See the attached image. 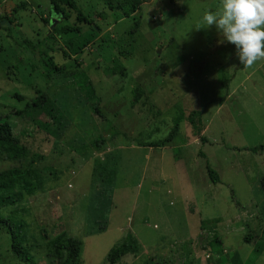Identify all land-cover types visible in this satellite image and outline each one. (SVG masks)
Here are the masks:
<instances>
[{
	"label": "rangeland",
	"instance_id": "obj_1",
	"mask_svg": "<svg viewBox=\"0 0 264 264\" xmlns=\"http://www.w3.org/2000/svg\"><path fill=\"white\" fill-rule=\"evenodd\" d=\"M122 1L75 0L91 25L57 34L75 25L74 13L57 20L49 0H0V24L14 23L0 28V118L11 116L27 151L0 159V171L18 167L43 181L42 191L0 207L33 262L13 253L1 225L0 264H57V236L81 241L78 264H109L128 234L141 250L116 264H233L235 254L250 264L244 237L264 229V61L245 68L204 24L220 0H138L129 17ZM80 72L103 118L84 101ZM40 94L57 106L56 134L39 126L55 128L46 113L16 114ZM179 114L169 143L144 146L166 139ZM100 165L115 169L109 192L105 173V182L94 178ZM253 264H264V252Z\"/></svg>",
	"mask_w": 264,
	"mask_h": 264
},
{
	"label": "trees",
	"instance_id": "obj_2",
	"mask_svg": "<svg viewBox=\"0 0 264 264\" xmlns=\"http://www.w3.org/2000/svg\"><path fill=\"white\" fill-rule=\"evenodd\" d=\"M50 2V16L52 15L57 20H65L68 18L70 13L75 14V25L74 26H63L60 29H54V33L57 34H68L75 33L80 34L82 32L81 25H91V20L85 16L81 10L77 7L75 0H49ZM23 6V5H22ZM120 7L126 17L132 15L139 7L138 0H123ZM16 12L13 9L11 15ZM7 23L12 25V19H7L5 24L1 25L0 28L7 29ZM91 28H93L91 26ZM114 66L116 62L114 61ZM75 79L78 80V89L83 93V98L86 103L89 104L90 110L93 114L99 118H103L99 102L100 99L96 96L92 84L83 72L74 75ZM22 99L21 97H18ZM25 110V111H24ZM23 111H17V115L25 112H34L37 114L46 113L55 128L50 130V125L48 123H40L41 126L46 131L52 134H56V130L62 127L60 116L58 115L57 106L48 98L45 94L38 95L31 102L27 103ZM183 119L182 114L174 120V125L172 131L168 137L159 142L149 143L144 145L145 147H162L165 143H169L174 137L175 133L178 132L179 125ZM11 116L6 115L0 118V159L6 158L11 161H16L21 159L26 154V148L20 144L19 139L14 135L13 128L10 123ZM50 127V128H49ZM97 143H104V140L96 141ZM263 148V147H260ZM256 152V148L251 149ZM202 155V154H201ZM100 171L95 173V180L99 182H105L103 173L107 176V181L105 182L104 188L109 192L112 188V182L115 175V169L107 168L103 165L99 166ZM208 176L212 183H218L219 177L217 173L210 167L207 168ZM32 172L22 171L18 167H13L4 171H0V207L4 206H15L23 202L25 197H30L39 191L43 190V181L31 175ZM262 188L264 189V179H262ZM106 191H104L105 193ZM6 226L8 228L9 234L11 236V247L13 253L19 258L23 259L25 262H33L29 251L23 246L25 235L19 233L17 226L12 223L9 219L4 218L0 215V226ZM21 227V226H18ZM244 242L252 245V251L248 257L250 264H253L256 259H258L264 252V229L256 239L251 234H247L244 237ZM53 247V251L50 252V256H54L57 264H78L80 261V255L82 252L81 241L74 238H65L63 236H57L50 244ZM220 245V240L218 237H214L212 246L213 248H218ZM141 247L133 235H126L119 244L112 248L107 254V262L109 264L118 263L123 257L127 255H138ZM233 264H242L238 254H235L232 260Z\"/></svg>",
	"mask_w": 264,
	"mask_h": 264
},
{
	"label": "clouds",
	"instance_id": "obj_3",
	"mask_svg": "<svg viewBox=\"0 0 264 264\" xmlns=\"http://www.w3.org/2000/svg\"><path fill=\"white\" fill-rule=\"evenodd\" d=\"M202 20L235 46L245 68L264 61V0H220L218 10L206 11Z\"/></svg>",
	"mask_w": 264,
	"mask_h": 264
},
{
	"label": "crops",
	"instance_id": "obj_4",
	"mask_svg": "<svg viewBox=\"0 0 264 264\" xmlns=\"http://www.w3.org/2000/svg\"><path fill=\"white\" fill-rule=\"evenodd\" d=\"M4 4V3H3ZM21 5H23L24 7H26L27 6V3L26 2H23V3H21ZM12 25H14V23H12ZM10 26H11V24H10ZM206 126H205V130H206ZM203 134H204V131H203ZM219 181H220V179H219Z\"/></svg>",
	"mask_w": 264,
	"mask_h": 264
},
{
	"label": "water",
	"instance_id": "obj_5",
	"mask_svg": "<svg viewBox=\"0 0 264 264\" xmlns=\"http://www.w3.org/2000/svg\"><path fill=\"white\" fill-rule=\"evenodd\" d=\"M52 22H54V21H52ZM4 24V22H2V25ZM7 27H10V23H7Z\"/></svg>",
	"mask_w": 264,
	"mask_h": 264
}]
</instances>
